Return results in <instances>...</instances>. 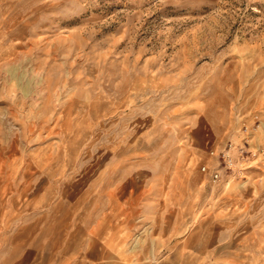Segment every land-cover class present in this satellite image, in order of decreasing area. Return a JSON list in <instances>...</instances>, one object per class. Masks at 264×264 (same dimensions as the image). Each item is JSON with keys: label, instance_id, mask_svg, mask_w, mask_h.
Masks as SVG:
<instances>
[{"label": "rangeland", "instance_id": "rangeland-1", "mask_svg": "<svg viewBox=\"0 0 264 264\" xmlns=\"http://www.w3.org/2000/svg\"><path fill=\"white\" fill-rule=\"evenodd\" d=\"M56 259L264 264V0H0V264Z\"/></svg>", "mask_w": 264, "mask_h": 264}, {"label": "crops", "instance_id": "crops-1", "mask_svg": "<svg viewBox=\"0 0 264 264\" xmlns=\"http://www.w3.org/2000/svg\"><path fill=\"white\" fill-rule=\"evenodd\" d=\"M10 255H11V254H10ZM11 256H12V255H11ZM57 260H58V259H56V264H57ZM51 261H52V256H51ZM9 263H10V262H9ZM10 264H23V262L19 261L18 263H14V262H13V263H10ZM51 264H52V263H51Z\"/></svg>", "mask_w": 264, "mask_h": 264}, {"label": "built area", "instance_id": "built-area-1", "mask_svg": "<svg viewBox=\"0 0 264 264\" xmlns=\"http://www.w3.org/2000/svg\"><path fill=\"white\" fill-rule=\"evenodd\" d=\"M217 176H218L217 174H214V175H213V178H214V179H216V178H217Z\"/></svg>", "mask_w": 264, "mask_h": 264}]
</instances>
